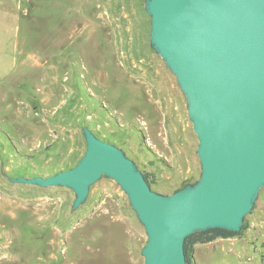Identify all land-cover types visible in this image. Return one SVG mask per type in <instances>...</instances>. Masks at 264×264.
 I'll return each mask as SVG.
<instances>
[{
    "label": "rangeland",
    "instance_id": "rangeland-1",
    "mask_svg": "<svg viewBox=\"0 0 264 264\" xmlns=\"http://www.w3.org/2000/svg\"><path fill=\"white\" fill-rule=\"evenodd\" d=\"M84 126L151 174L156 192L199 179L187 103L150 47L144 0H0V264H144L147 235L114 180L73 212L72 190L2 174L74 167ZM243 225L196 244L192 264H264V189Z\"/></svg>",
    "mask_w": 264,
    "mask_h": 264
},
{
    "label": "water",
    "instance_id": "water-1",
    "mask_svg": "<svg viewBox=\"0 0 264 264\" xmlns=\"http://www.w3.org/2000/svg\"><path fill=\"white\" fill-rule=\"evenodd\" d=\"M150 47L174 74L198 145L199 179L173 194L152 189L124 150L82 128L85 153L51 176L14 184L73 191L71 210L101 178L114 180L143 226L144 264H188L186 239L240 232L264 189V0H144Z\"/></svg>",
    "mask_w": 264,
    "mask_h": 264
},
{
    "label": "trees",
    "instance_id": "trees-1",
    "mask_svg": "<svg viewBox=\"0 0 264 264\" xmlns=\"http://www.w3.org/2000/svg\"><path fill=\"white\" fill-rule=\"evenodd\" d=\"M142 172L144 173V176H145L147 182L151 186V184H152V179L150 178L151 174L144 172V171H142ZM182 188H180V189H182ZM180 189H178V190H180ZM178 190H176V191H178ZM242 229H244V225H243ZM241 231L234 233V232H229L226 230L213 229V230H208L206 232H198V233H195V234L189 236L186 239L185 245H184V251H185L186 260H187L188 264L193 263V248L196 244H198V243H209V242L216 240L217 238L233 237V236L239 235L241 233Z\"/></svg>",
    "mask_w": 264,
    "mask_h": 264
}]
</instances>
